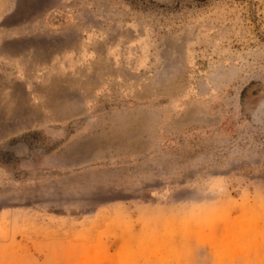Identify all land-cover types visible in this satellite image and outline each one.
Wrapping results in <instances>:
<instances>
[{"label": "rangeland", "instance_id": "374dc122", "mask_svg": "<svg viewBox=\"0 0 264 264\" xmlns=\"http://www.w3.org/2000/svg\"><path fill=\"white\" fill-rule=\"evenodd\" d=\"M0 264H264V0H0Z\"/></svg>", "mask_w": 264, "mask_h": 264}]
</instances>
